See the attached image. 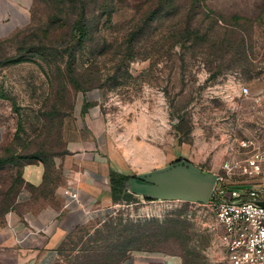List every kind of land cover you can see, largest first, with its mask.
I'll return each instance as SVG.
<instances>
[{
  "label": "rangeland",
  "instance_id": "1",
  "mask_svg": "<svg viewBox=\"0 0 264 264\" xmlns=\"http://www.w3.org/2000/svg\"><path fill=\"white\" fill-rule=\"evenodd\" d=\"M28 13L0 37V224L23 165L46 161L58 180L51 164L81 93H99L131 175L179 160L223 174L264 150V0H34ZM129 193L67 236L55 264H225L209 203Z\"/></svg>",
  "mask_w": 264,
  "mask_h": 264
},
{
  "label": "crops",
  "instance_id": "2",
  "mask_svg": "<svg viewBox=\"0 0 264 264\" xmlns=\"http://www.w3.org/2000/svg\"><path fill=\"white\" fill-rule=\"evenodd\" d=\"M33 1L0 0V37L25 23ZM96 95L81 93L76 98L64 129L66 152L53 160L58 180L43 184L42 162L22 166L16 208L8 211L0 224V264H55L67 236L96 224L119 204L112 198L110 175H132L127 156L108 138L99 93ZM67 186L78 193V203L67 205L63 193ZM120 264L178 262L137 254Z\"/></svg>",
  "mask_w": 264,
  "mask_h": 264
},
{
  "label": "built area",
  "instance_id": "3",
  "mask_svg": "<svg viewBox=\"0 0 264 264\" xmlns=\"http://www.w3.org/2000/svg\"><path fill=\"white\" fill-rule=\"evenodd\" d=\"M239 89L243 96L249 93L247 86ZM242 146L249 145L242 141ZM220 169L209 204L225 264H264V206L258 203L264 201V150H250L240 162L226 161ZM63 193L67 205L78 203V193L69 186Z\"/></svg>",
  "mask_w": 264,
  "mask_h": 264
},
{
  "label": "water",
  "instance_id": "4",
  "mask_svg": "<svg viewBox=\"0 0 264 264\" xmlns=\"http://www.w3.org/2000/svg\"><path fill=\"white\" fill-rule=\"evenodd\" d=\"M215 180L213 172L204 171L187 160H179L132 175L124 182V187L137 196L208 204ZM258 203L264 206V201Z\"/></svg>",
  "mask_w": 264,
  "mask_h": 264
},
{
  "label": "trees",
  "instance_id": "5",
  "mask_svg": "<svg viewBox=\"0 0 264 264\" xmlns=\"http://www.w3.org/2000/svg\"><path fill=\"white\" fill-rule=\"evenodd\" d=\"M79 30H81V29H74L73 30V34H72L73 39H75L78 36V33H76V32L79 31ZM19 61H20V59L14 61V62H19ZM65 152L66 151H65V148H64L63 153L61 155H59V156L64 155ZM37 162H42L43 165H44V167H45L44 183L43 184H47V183L53 182L48 177L49 176V170H50V166L48 165V163L46 161H37ZM51 168L53 169V161H52V164H51ZM128 178H129V176L122 175V173L121 174L114 173V172L111 173V175H110L111 194H112V198L115 201H118L119 202L121 199H124V197L127 196V194L129 193L128 190H126L125 187H124V182ZM22 182H23V179H22L21 173H20V180H19V182H18L19 184L17 185V188L15 190V194H16L19 186L22 184ZM9 191L10 190H7V194H4V197H2V199H0V206L6 204L5 200H7L6 197L8 196ZM144 198L147 199V200H150L151 199L150 197H147V196H144ZM14 199H15V195H14ZM8 209L5 208V209H3V211H0V212H3L4 213V212H6L5 210H8Z\"/></svg>",
  "mask_w": 264,
  "mask_h": 264
}]
</instances>
